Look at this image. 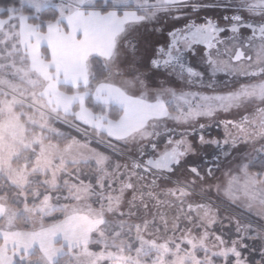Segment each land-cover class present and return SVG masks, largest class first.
<instances>
[{"label": "rangeland", "instance_id": "rangeland-1", "mask_svg": "<svg viewBox=\"0 0 264 264\" xmlns=\"http://www.w3.org/2000/svg\"><path fill=\"white\" fill-rule=\"evenodd\" d=\"M19 1L35 14L51 7L57 18L44 23V32L18 10L0 18V178L19 191L14 202L24 200L18 208L0 196V264H264V173L248 170L255 160L250 158L253 147L241 155L235 152L214 183L205 186L173 178L146 191L140 183L132 184L131 163L137 164V158H129L131 146L150 137V131L162 130L161 122H181L204 111L181 115L192 107L190 95L143 81L145 68L136 61H142L143 41L160 42L149 28L162 26L164 18L181 20L197 6L247 7L257 13L264 11V0ZM97 1L109 12L94 8ZM97 16H106L102 26L113 31L104 46L90 40L103 29L97 27ZM67 43L65 53L61 47ZM98 55L109 75L89 91V59ZM60 85L73 88L72 93H63ZM88 96L118 107L119 120L89 111L84 104ZM225 99H215L217 107L238 106V96ZM41 101L48 119L71 126L90 141L72 139L64 147L46 138L42 143L36 134ZM61 135L51 124L49 136ZM32 152L31 166L14 163ZM84 164L94 172L93 183L84 179ZM37 183L66 193L63 199L42 194ZM134 188L141 189L140 196L130 197ZM195 188L207 192L199 200L218 204L202 212L185 210L183 202L200 203L191 195ZM55 213L61 215L59 221L44 222Z\"/></svg>", "mask_w": 264, "mask_h": 264}, {"label": "flooded vegetation", "instance_id": "flooded-vegetation-1", "mask_svg": "<svg viewBox=\"0 0 264 264\" xmlns=\"http://www.w3.org/2000/svg\"><path fill=\"white\" fill-rule=\"evenodd\" d=\"M197 8L199 11L191 9L181 20L164 18L162 26H148L160 35V42L144 40L142 61L136 59L145 68L143 81L148 86L190 95L192 107L182 110L181 115H190L189 110H204L181 122H161L162 130L150 131V137L131 146L129 158H137V164L132 159V168L147 185L173 178H191L198 186L213 184L234 153L244 154L249 147L254 148L250 158L255 159L257 173H264V154L260 152L264 147V11L254 13L237 6ZM190 23L196 28H188ZM197 29L206 47L197 48L195 58L175 53L171 58L154 56L158 44L168 43L170 32H175L174 38L187 47ZM235 96L238 106L217 107L215 99ZM196 103L210 106L196 107ZM152 160L159 161L156 166L161 171L148 168ZM190 191L197 200L207 195L206 191L200 194L197 188ZM199 201L196 206L183 202L184 209L202 212L218 204Z\"/></svg>", "mask_w": 264, "mask_h": 264}, {"label": "trees", "instance_id": "trees-1", "mask_svg": "<svg viewBox=\"0 0 264 264\" xmlns=\"http://www.w3.org/2000/svg\"><path fill=\"white\" fill-rule=\"evenodd\" d=\"M100 6H101V2L97 1L94 5V8L98 9L100 11V13H102V14L109 12V9H110L109 6H107L105 8H102ZM10 9L20 11L24 16L27 17V22L31 25L37 26L39 28L40 32H44V23L55 21V19L57 18L56 11L51 7L45 8L42 11H40L39 13L35 14L33 12V10L30 9L29 7L22 6L19 0H0V18L1 19H6L8 17V10H10ZM41 51H42L43 55L46 54V48L45 47H42ZM45 59L48 60L47 56H45ZM89 70H90V74H89L90 75L89 76L90 83L88 85V88H89V91H91L96 84H98L99 82L108 78L109 72H108V69L106 68V66L104 65L102 59L97 57V56H93L89 59ZM59 89L63 93H72V91H73V88H71L69 86H65V85H60ZM84 104H85V107L94 114H100L101 115L102 113H105L107 115L108 119L111 121L119 120V118L122 115V111L118 107H116L112 104H109L106 106L101 105L99 103H96L93 100V98H91L90 96H88L85 99ZM20 119H21V121H23L24 117L21 116ZM49 120H50L51 124L54 127H56L62 133V135L61 136H49L50 139L46 138L45 139L46 142L56 144L59 147H64L69 142H71L72 139H77V140L82 141V142L89 140V138L83 136L81 133L76 131L71 126H65L63 123L53 121V118H51ZM29 128L30 127L27 126V129H29ZM91 142H92L93 146L99 147V144H97L96 142H94V141H91ZM34 157H35V154L32 152L29 154V157L26 160L24 159L20 162H17V160H14V163H17V165L18 164L21 165L22 163H27V166H31L33 160L35 159ZM127 162L128 161H126V163ZM80 167L82 168V171H85V172L87 171L84 179L87 182L93 183L95 176H94V172L92 171V168H88L87 164H84ZM248 170L252 173L258 172L257 169L253 166V164L249 167ZM132 171H133V175L136 176V177L132 178L133 179L132 180L133 185H135V184L137 185L140 183L142 185V189H144L146 191H148V189L151 186L157 188L161 185V184H158L157 182L154 183L153 185H147V183H145V182L143 183V181L141 180V176H139L137 173H135L134 170H132ZM37 185L39 186V190L41 191L42 194L43 193H45V194L49 193L52 196L58 195L59 198L63 199L62 196H64L66 193V190L62 187H58L54 190H48L47 188H45V186L43 184L37 183ZM156 191L157 190H155L152 193V195H150V197H153L154 193H156ZM130 192H131L130 197L132 195H134L135 197H138V196H140L141 189L134 188ZM18 193H19V191L16 188L9 186V184L4 179L0 178V196L7 197L9 203L12 206L20 208L22 206V204L24 203V200L22 198H19L16 202H14L12 200V198L17 196ZM27 195H30V193H27ZM162 198H164V197H162ZM165 199H166L165 202L167 200H169L167 198H165ZM61 202L70 203V200L69 201L68 200H66V201L62 200ZM28 203H30V201ZM60 219H61V215L59 213H55L51 216H47L44 219V222L49 224V223H53L55 221H59ZM24 227L27 228L26 225H24ZM254 244L258 245L259 242L253 241V245ZM93 247H94L93 249L95 251L99 250L98 245H94ZM198 255L200 256V254H198ZM253 258H256L255 253H254V255L250 256L249 261H251ZM216 261H218L219 263L221 262V260H219V259H216ZM227 264H231V262H228Z\"/></svg>", "mask_w": 264, "mask_h": 264}, {"label": "snow or ice", "instance_id": "snow-or-ice-1", "mask_svg": "<svg viewBox=\"0 0 264 264\" xmlns=\"http://www.w3.org/2000/svg\"><path fill=\"white\" fill-rule=\"evenodd\" d=\"M193 11H199V8H194ZM177 19H180V17H177ZM210 24V22H208ZM188 28H196V25L190 23L187 25ZM223 31H228V29H223ZM199 29H197L196 32H193L192 36L193 39L191 41V46H185L184 44H181L179 40H176L174 37L176 35L175 32H170L168 34L169 39L167 44H158L157 47L154 49V56L157 57H165L168 56L169 58L172 57V55L175 53L177 56L180 57H186L191 56L195 58L197 56L196 49L197 48H205L206 45L204 43L200 42V39L198 38ZM207 59V56L204 57Z\"/></svg>", "mask_w": 264, "mask_h": 264}, {"label": "crops", "instance_id": "crops-1", "mask_svg": "<svg viewBox=\"0 0 264 264\" xmlns=\"http://www.w3.org/2000/svg\"><path fill=\"white\" fill-rule=\"evenodd\" d=\"M96 23H97V27H102L103 29L102 30H99V34H91L93 35V37H91V42L94 44V45H99L100 46H104V45H107L108 44V41L110 42V39L109 37H111V35L113 34V31H112V28L111 27H105V26H102L103 24H106L107 23V20H106V16H97L96 17ZM113 23V22H112ZM94 27H92L91 29H93ZM81 34V32L79 33ZM82 34H84L82 32ZM63 43H64V39H63ZM70 43H67L65 45H63L61 48H62V51L63 52H68L70 50ZM98 57L102 58L101 55H98ZM68 58V57H67ZM118 121V120H117Z\"/></svg>", "mask_w": 264, "mask_h": 264}, {"label": "clouds", "instance_id": "clouds-1", "mask_svg": "<svg viewBox=\"0 0 264 264\" xmlns=\"http://www.w3.org/2000/svg\"><path fill=\"white\" fill-rule=\"evenodd\" d=\"M41 107L37 111V119L40 121L41 126L36 130V134L42 138V143L45 138H49V129L51 128V122L48 119L49 114L44 111L46 105L41 101ZM50 139V138H49Z\"/></svg>", "mask_w": 264, "mask_h": 264}, {"label": "water", "instance_id": "water-1", "mask_svg": "<svg viewBox=\"0 0 264 264\" xmlns=\"http://www.w3.org/2000/svg\"><path fill=\"white\" fill-rule=\"evenodd\" d=\"M151 163H152V164H149L150 166H148L149 169L154 170V171H156V172H157V171H161V168H160L159 166H156L157 163H159L158 160H152Z\"/></svg>", "mask_w": 264, "mask_h": 264}, {"label": "bare ground", "instance_id": "bare-ground-1", "mask_svg": "<svg viewBox=\"0 0 264 264\" xmlns=\"http://www.w3.org/2000/svg\"><path fill=\"white\" fill-rule=\"evenodd\" d=\"M151 28V27H150ZM148 30V29H147ZM151 30V29H150Z\"/></svg>", "mask_w": 264, "mask_h": 264}]
</instances>
